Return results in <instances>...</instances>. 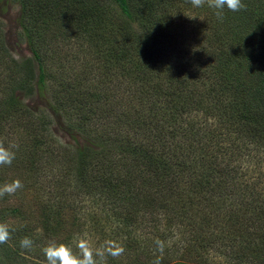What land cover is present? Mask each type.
Returning <instances> with one entry per match:
<instances>
[{"label":"trees","instance_id":"trees-1","mask_svg":"<svg viewBox=\"0 0 264 264\" xmlns=\"http://www.w3.org/2000/svg\"><path fill=\"white\" fill-rule=\"evenodd\" d=\"M14 1L19 6L21 37L33 59L19 63V81L4 86L0 80V141L18 145L12 164L0 166V186L19 179L24 190L32 188L33 198L48 194L51 185L53 190L41 203L45 214H37L32 227L34 207L12 204L11 195L0 198V223L16 219L22 224L10 222L9 230L15 229L17 235L11 232L9 244H0L5 260L0 264H47L43 248L50 240L57 238L55 243L74 249L75 236L86 223L95 243L124 248L118 257L107 256L105 264H156L157 260L159 264H209L210 248L223 254L225 264H264V219L254 218L264 211V199L261 202L262 195L254 193L253 187L231 185L227 174L235 154L231 149L240 145L233 141L230 150L217 142L210 146V141H203L206 133L199 132L207 119H213L224 127L218 130L220 135L234 131V139L248 138L245 147L264 152V0H246V9L238 12L226 8L222 20L215 10L194 7L190 0ZM195 11L204 15L208 26L190 28ZM195 31L197 36L192 37ZM75 36L86 39V53L92 52L83 63L85 80L91 82L80 86L78 75L69 81L63 71L55 101L66 95L68 103L57 110L67 117L88 106L77 128L91 131L94 142L57 149L49 111L34 113L16 92L33 95L35 64L39 89L56 78L46 67L50 52L59 41L67 43ZM8 62L14 61L0 33V66L12 67ZM111 69L120 79L128 75L132 101L119 93L123 80L119 79L117 91L109 90L115 80ZM127 100L131 105L122 104ZM186 115L190 117L183 134L187 145L168 147L163 139L171 129L168 126ZM131 134L143 139L130 140ZM157 144L167 149L159 151ZM65 166L60 179L53 181ZM182 183L184 196L176 188ZM57 193L59 198L54 199ZM228 196L237 199L238 212L230 207ZM87 200L98 207L96 213L81 214ZM206 205H212L211 212L202 210ZM180 212L196 229L195 238L186 239V253L171 255L172 251L161 248V240L177 227L169 229L167 222L161 231V218ZM148 224L145 233H152L145 236L139 230ZM24 237L33 241L30 249L21 247ZM191 247H200L201 252Z\"/></svg>","mask_w":264,"mask_h":264},{"label":"rangeland","instance_id":"rangeland-1","mask_svg":"<svg viewBox=\"0 0 264 264\" xmlns=\"http://www.w3.org/2000/svg\"><path fill=\"white\" fill-rule=\"evenodd\" d=\"M242 2L245 4L246 0H242ZM204 6H206L207 8L209 7L207 4H204ZM210 9H213V8H210ZM226 11L227 9L225 8L224 12ZM194 17H195L194 22L190 21V24H189L190 28L193 26V24L197 29H198V26H202V23H204L203 24L204 26L209 25L208 21L206 19H203L204 15L203 16L200 15L199 12L195 11ZM197 32L196 31L193 32L191 36L196 37ZM0 33H2L4 46L9 52V54L12 56V59L14 61L13 63L8 62V64L12 66L10 68H4V67L2 68L0 66V71L2 69L4 70V73L0 74V80L2 79L1 82L3 83L4 86H8L9 84H11L12 81L15 83L16 79L19 81V78H17L16 76V74L18 73V69L20 68L19 63H21L24 59L28 57H31L33 59L32 52L28 49L26 39L24 37H21L22 30H21V26L19 25V6L14 0H0ZM85 40L86 39H83L80 36L79 37L75 36V37L67 39V43H62L61 41H59L61 43L59 47H56L54 51L50 52L52 54V55L50 54L51 55L50 58H53L51 59V61L54 62V64L52 62H49L50 58H48V61L46 63L48 72H50L52 75H56L57 79L54 78V79L46 80V83L42 86L41 89H39V87L35 83L37 79V74H38L37 64H35L34 66L35 71L33 72L34 79L31 82L33 90H34L33 95L29 97H25L23 95V92L20 89L17 90L16 92V95L19 97V99L25 105L29 106V108H31L34 113L39 114V112L43 110H46L48 113L49 111V115L51 118L50 131H51V134L55 136L53 144L56 145L57 149H61L60 148L61 146H68V145L72 146V148H76L77 146L82 148L83 146H86V145L92 146L94 142L90 136L91 131L89 130L87 131L85 130L84 132L81 131L83 126H80L79 129L77 128V125L84 121L83 115L85 113L88 114V110H89L88 106L86 107L84 106L82 110H79L80 112L78 114L73 113L71 117L70 116L67 117L68 115L65 116V114H62L59 110H57L59 106L68 103V100H66V95L62 94L61 100L58 102L55 101V99L58 98L57 96L58 94L56 91H57V87L59 88L58 81H60V73H62L63 71L68 72L69 78L66 75H64V78H68L69 81H72V79L70 78H73L76 75H78L77 78L80 83L78 82L77 83L80 84V86H85L88 84V82H91L87 79L85 80V77H88V74L85 75V72H87L86 66L85 68H83V65H84L83 63H85L84 62L85 58L92 57V52L86 53L88 49V44ZM81 42H85V43H83V45L81 46ZM63 44L65 45L63 46ZM50 45L52 46V44ZM52 47L54 48V45ZM90 61H92V59ZM98 71H99V68L95 71L97 78L101 77ZM111 71L113 74L114 69H111ZM111 77L112 78L115 77V80L110 81L109 90L117 91L118 82H120V80H123V83L121 84V88L119 89V93L120 95L127 96L132 101V98L129 95H131L132 93L133 83H130L127 81V80H130L128 79V75H127V78L125 77L121 79H120V75L114 76L113 74ZM112 100L113 99H109V101L111 102ZM130 103H131L130 100L122 102V104L126 106L131 105ZM112 104L114 105V102H112ZM51 105H54V106L51 107ZM116 108L120 110L121 106L117 104ZM70 113L71 112H69L68 114ZM23 114L24 113H21L19 115L22 116ZM26 115H27V112L21 117V119L25 118ZM196 116H199V115H196ZM191 117L194 119L196 118L194 114H191ZM189 118L190 117L188 115L184 116V119L183 118L180 119L177 117V120H175L174 124H171L168 126L169 128H171L168 133L170 135L167 134L163 138L167 140L166 143L168 144L167 145L168 147H171L174 144L177 146V143L184 147L187 145L186 139L183 138V134L187 133L188 125L185 122ZM206 122L207 123L205 124V126L200 127V130H199L200 133H206L207 135L205 138H203L204 142L210 141V146H211V143L217 142L223 148L226 146L229 147V150L232 147L231 143H233V141H237V144L240 145L239 148L231 149L235 152V154H233V157L231 158L227 166L228 167L227 174L231 180V185L236 184L237 186H239L240 184H243V185L253 187L254 193L262 195L261 196V202H262V200L264 199V152H261V151L257 152V150L254 147L252 148L245 147L248 141V138H243L240 140L241 137H236L234 139V137L236 136L234 131L227 132V133L224 132V134L220 135L218 130L222 131L224 130V127H222L219 124H216V122H214L213 119H207ZM131 135L132 136H130V140H135V138L143 139L140 137L139 138L134 137L135 136L134 134H131ZM225 137H229L230 139H233V140L230 142L229 139ZM135 141H138V140H135ZM145 143L147 144V142ZM158 145L160 144H157L158 149L160 148L159 151L160 150L163 151V149L165 148L167 149V147L163 148L162 145L161 146H158ZM210 146H209V149L211 148ZM67 148L71 149V147H67ZM177 149L179 151L184 150V148H180V147H177ZM65 168L66 166L63 167V169L59 170V172L55 173L53 181L57 180L58 177L60 179V173L63 172ZM51 176H52L51 173L48 174L46 176V179H50ZM5 183L7 182L5 181L4 184ZM52 187L53 185L49 187L50 191L53 190ZM184 187H185L184 183L176 187V188H180L179 189V192H181L180 196H184V193L186 194L187 192L186 188ZM31 191H32L31 187H27L26 190H24L22 187L14 195H11V198H12L11 203L14 205L18 204L21 206H24L28 203L31 207H34L33 213L31 214L32 216H34V219H32V222L30 224V226L32 227V226H36L37 220L39 219L37 214L39 215L45 214V211H44L45 206L41 205V203H43L44 202L43 200H45V198L49 196L50 191L48 194H46L47 192L45 194L39 193L37 194L36 198H33L34 194ZM71 193H72V189H71ZM82 195L83 193H81L79 197H81ZM57 197L59 198V193H57V196H55L54 199H56ZM228 201H232L230 205L232 210L238 212L239 203L237 202V199H235L234 197L228 196ZM89 202L90 200L85 201L86 204L82 206L81 214L86 215L87 213H92V214L96 213V210L98 209V207H96L94 204H92L91 202L89 203ZM211 208H212V205H206L203 207L202 210L205 212H211ZM185 216H186L185 214L180 212L177 216H174L171 218L169 216L166 218L165 217L161 218V231L165 230L167 226V222H168L169 229L172 227H177V229H174V232H172L171 234L164 233V236L161 240V248L167 249L168 251H172L170 252L171 255H175L177 253L179 254L186 253L187 250L186 252H184L183 250V248L189 246L187 242L185 243L186 239L191 238V237L195 238L196 229L191 225V223L190 224L188 223V219ZM262 216H263L262 219H264V211L262 212V214L255 213L254 218L260 219ZM246 217H247V214L243 218H246ZM218 219L219 218L215 220L217 221V223H219ZM10 222H14L15 225H19L21 221L16 220V219L15 220L11 219L9 223H6L8 227L11 224ZM149 229H150L149 224L146 229L142 225L139 231L142 234H144ZM11 232L12 231L10 230V233ZM12 233L13 235L16 234V230L13 229ZM151 233L152 232H147L145 233V236H150ZM75 237H76L74 239L75 248L73 249L74 252L79 251L76 245H77L78 240L81 238L87 239L94 249L103 248V247H106L108 244H110V243L105 244L104 242L95 243V241L92 238V234L88 230L87 223L83 226L82 233L77 234V236ZM56 240L57 238H55V240H50V241L54 242ZM114 242H116L115 238H114ZM7 244L9 243L7 242ZM190 249L196 251L198 254L201 252L200 247L197 249L191 247ZM1 250H2V247L0 245V251ZM207 255L210 260L209 264H225L226 263V258L223 256V254H220L217 251H214L213 248H210ZM193 257L196 258L197 255L196 256L194 255ZM4 261H5L4 258L0 256V263L1 262L3 263ZM190 264H193V263H190Z\"/></svg>","mask_w":264,"mask_h":264},{"label":"clouds","instance_id":"clouds-1","mask_svg":"<svg viewBox=\"0 0 264 264\" xmlns=\"http://www.w3.org/2000/svg\"><path fill=\"white\" fill-rule=\"evenodd\" d=\"M190 3L197 8L203 7L207 3L210 8L216 10L215 15L220 20L223 19L225 8L232 12L246 9V5L242 0H190ZM14 149H18L17 144L6 146L4 142L0 141V166L12 164L16 158ZM22 187L23 184L19 179L13 180L11 183H5L0 186V198L5 195H14ZM10 238L11 233L8 226L0 223V244L7 243ZM32 244L33 241L28 237L21 240L22 248L30 249ZM157 244L160 245V242L157 241ZM76 247L79 250L78 252H74L71 246L64 243L50 242L43 248L47 264H105L107 256L118 257L124 252L122 246L113 243L103 248L94 249L90 242L83 238L78 240ZM156 264H159V260Z\"/></svg>","mask_w":264,"mask_h":264}]
</instances>
